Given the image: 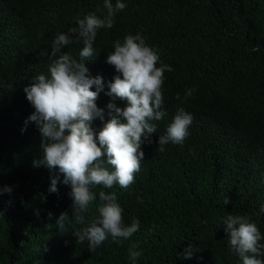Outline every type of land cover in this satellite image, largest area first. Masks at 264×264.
Segmentation results:
<instances>
[{"label":"trees","instance_id":"trees-1","mask_svg":"<svg viewBox=\"0 0 264 264\" xmlns=\"http://www.w3.org/2000/svg\"><path fill=\"white\" fill-rule=\"evenodd\" d=\"M122 2L126 7L113 26L97 30L96 56L85 61L105 81L100 108L107 113V82L118 74L106 63L108 52L117 39L139 32L157 51V66L173 69L165 71L162 88L168 114L153 121L158 132L152 142L141 144L144 158L133 184L91 189L96 199L85 222L98 215V193L114 191L124 223L135 217L139 230L119 243L109 237L92 252L72 234L84 225L72 220L61 231V212L73 215L70 186L61 182L58 194L48 192L49 170L33 166L40 133L32 122L21 133L34 111L23 89L47 73L53 38L76 27L77 16H106L103 0H0V187H13L0 195V264H133V242L142 253L135 264H242L224 230L222 218L229 214L247 216L264 237V0ZM82 47L73 43L62 51L79 60ZM188 89L194 91L185 99ZM180 109L192 116L189 135L160 151L158 135ZM258 258L264 260V249Z\"/></svg>","mask_w":264,"mask_h":264},{"label":"clouds","instance_id":"clouds-1","mask_svg":"<svg viewBox=\"0 0 264 264\" xmlns=\"http://www.w3.org/2000/svg\"><path fill=\"white\" fill-rule=\"evenodd\" d=\"M103 7L107 9L103 18L95 13L83 18L77 16L76 27L53 38L47 73L36 74L23 89L34 111L25 119L21 133L32 122L41 136V153L33 160V166L49 170V193H59L58 183L70 186L68 195L72 199L73 215L69 218L67 212H61L57 225L61 231L65 229V222L71 223L72 220L84 225L72 234L77 243L87 241L90 252L109 237L119 243L139 230L140 221L135 217L130 224L124 223L123 209L114 191L98 193L102 202L97 208L98 215L87 223L85 213L89 212V205L96 199L91 190L93 187L112 189L119 185L120 188H128L135 182L144 158L141 144L144 140L152 142L151 135L158 132L153 121H160L168 114L163 107L162 88L165 71L173 70L169 65L157 66L160 59L157 51L146 44L139 32L126 35L123 41L117 39L113 44L114 50L106 57V63L113 66L118 74L107 82L105 94L112 99L107 103L105 113V109L100 108L105 81L95 67L86 65L85 61L96 56L93 44L97 30L111 28L113 17L126 5L122 0H116L115 4L112 0H103ZM73 43L83 44L79 60L62 51ZM193 91L186 90L185 99L191 97ZM102 98L106 99L104 95ZM176 98L180 99V95L177 94ZM117 99L125 101L126 105L118 107L114 102ZM98 119L102 122L100 128ZM191 122L190 114L183 109L178 110L166 131L158 135L159 150L164 151V146L169 143L182 145L189 135ZM12 191V186L0 187V195L5 192L11 194ZM41 200L46 202L47 197L42 196ZM137 201L142 203V197L138 196ZM7 203L11 205L12 201ZM224 203L228 204L229 200ZM261 211H264V205ZM35 215L40 217L39 209ZM48 217H52L51 211ZM222 220L230 251L242 264H264V260L258 258L264 249V244L260 243L264 237L257 225L244 215L229 214ZM24 234L28 235L26 231ZM20 244L23 246V241ZM44 250H47L46 245ZM191 253L189 245L185 255L190 257ZM141 255L138 243L133 242L128 248L129 259L135 264Z\"/></svg>","mask_w":264,"mask_h":264}]
</instances>
